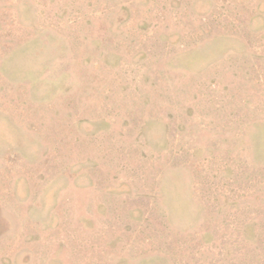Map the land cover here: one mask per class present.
<instances>
[{
	"label": "rangeland",
	"instance_id": "rangeland-1",
	"mask_svg": "<svg viewBox=\"0 0 264 264\" xmlns=\"http://www.w3.org/2000/svg\"><path fill=\"white\" fill-rule=\"evenodd\" d=\"M0 264H264V0H0Z\"/></svg>",
	"mask_w": 264,
	"mask_h": 264
}]
</instances>
